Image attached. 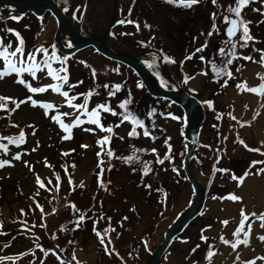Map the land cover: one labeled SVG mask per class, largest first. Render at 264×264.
<instances>
[{
  "label": "rangeland",
  "instance_id": "rangeland-1",
  "mask_svg": "<svg viewBox=\"0 0 264 264\" xmlns=\"http://www.w3.org/2000/svg\"><path fill=\"white\" fill-rule=\"evenodd\" d=\"M112 1L113 0H111V4ZM87 2L88 0H67L66 6L68 7V11L66 13L74 25L79 26L82 31L89 34L92 29L90 25L87 24ZM118 2L120 18L126 19L129 6L131 5L132 12L130 15L132 18L137 19L136 21L139 23L140 29H143L144 23L142 19L143 15L146 13V9H157L156 2L159 1L134 0L133 3V0H119ZM229 2L230 0L218 1L220 5ZM63 4L65 7L64 0ZM201 5L202 2L199 3L196 8L194 7L195 11L194 9L190 11L196 18H199L201 15ZM261 7H264V5H261L259 0H256L255 3L247 6L242 11V15L245 19L252 21L249 25L251 34L259 38V42L255 44V47L264 49V22L259 24L256 23V21L264 18H262L260 12L253 11V8L258 9ZM111 10L112 6L109 8V18ZM205 10L211 13L209 8H206ZM72 11H76L77 19H73L71 15ZM214 11L215 10H213L212 7V12ZM81 13H83V15H81ZM31 19H34L32 23L35 28L33 29V36H31V29L27 32V50L32 49V44L34 46L43 44L47 47L48 45L55 43L54 38L57 30V22L52 14L46 12L42 17L38 18H36L34 14H32V16H26V18L21 19L20 25L29 24V20ZM12 21L10 19L0 21V37H3L5 42L8 40L13 41L12 34L9 33V35H6V32L2 31V29L9 26ZM45 25L48 26L47 31H43ZM15 28L18 27L15 25ZM152 29L153 26L147 33L148 35H145L148 36L147 38L149 40H156V38H150V32L153 31L156 35H159V44H163L166 47L172 46L167 44V37L165 36V34L169 32L167 27H164L163 30H158V28H156L157 30ZM184 29L185 26L182 25V28H178V30L173 29V32L180 36V34H183ZM131 31L137 35L134 28L126 27L124 24H118L117 33L113 40H118V42L128 41L127 33H130ZM63 33H67V31H63ZM121 33L124 34L121 35ZM43 34L45 37L41 41H37V38ZM139 34L140 38L144 37L141 30L139 31ZM161 36L162 39L160 41ZM140 38L138 37L137 39ZM62 43L65 46L63 38ZM14 45L15 42H13V46ZM172 49H176V47H173ZM180 49L183 50L180 54L183 56L186 48L181 46ZM237 50L245 55L251 54L254 57H258V53L252 51L251 46L247 48H238ZM58 54L64 55L60 51H58ZM90 56L92 57L90 58ZM93 56L91 49L81 51L73 56H68L67 68L69 72V80L73 82L77 80L82 81V83L76 85L77 89L74 88L73 91L83 93L90 88H95L98 94L91 96L89 101L90 107L107 99L110 102L111 107L120 111L117 107L118 101L125 99L129 94L127 85L130 78L129 73L125 67H121L102 57L97 58ZM213 56L214 58L212 59H215L216 62L219 63L221 57L218 56L217 52ZM80 61H85L86 64H82ZM252 65H254V62L243 61L242 59L234 60L233 64L229 67L233 70L236 80H230L229 85L224 89H220L219 84L211 79L212 73L210 66H207L204 63L199 62L196 64V68H194L195 70L191 74L195 78L188 83V91L199 101L205 99L213 100L215 109V111H213L204 105L205 119L199 131L195 151L189 158L188 164L189 171L203 183L207 192V199L205 207L201 212L203 214H200L190 222L183 232L172 241L168 250L164 254L162 264H190L191 260H196L198 264H204L206 244L199 240L201 234L200 230L204 228L205 225H211V229L206 230L205 235H208L209 237L218 236L219 232L217 231V228L219 220L225 218L223 211H209V207H211L212 203L216 201L211 197L213 195L223 196L232 191L234 181L229 178L231 173L241 175L244 170L248 168L250 161L264 160V155L248 151L241 144L234 143L236 134L239 133L240 137L247 145H249V147L264 148V145L260 144V141L262 140L259 138L257 126L255 124L251 125L250 132L243 134L240 126L230 127V125H235V122L231 121L226 115L229 111L233 112V106L227 98L226 90L228 87H234L235 83L241 79V73L235 71L236 67L241 66V71L243 72L245 68ZM54 66L58 65L54 63ZM92 68H94L96 72L95 80H93L91 76ZM201 68H206L208 71L207 76L198 75ZM116 69H118V71H116ZM44 82L49 81L45 78L41 83ZM113 83H122V88L115 96L107 97V90L101 87V85H111ZM190 88L198 89V91L192 92L190 91ZM0 94L23 98L27 95V92L22 86L13 83L12 78L9 77L0 81ZM37 98L55 99L56 102H59V97L50 92L40 94ZM80 99L81 98L78 97L77 102H80ZM136 102L137 97L132 99L129 108L144 119L146 111L145 109L143 110L141 103L136 104ZM149 102L148 110L156 107L151 100ZM60 110L66 111L68 109L62 107ZM167 112H172L176 116L183 117L184 122L182 123L181 121L161 115V113ZM217 113L224 114L220 120L216 119ZM103 115L104 119L102 122L104 124L110 122L115 123L117 120V117L115 116L109 114ZM156 115L154 114L153 118L156 127H150L151 131L157 137L155 141L146 138L143 135L136 138L127 137L126 132L129 125L125 122L115 129V132H117L119 136H123L124 139L120 140L114 136L110 142V147L115 150L117 156L129 155L130 144L134 145L136 148L155 147L161 157H163V154L166 151V147L163 143L164 138L170 137L169 143L172 145V154L174 156L172 163L179 169V176L172 172L169 162L166 159L163 164L158 165L155 164V158L152 153L146 152L140 154L143 160H153V172L143 178V184H150L152 188V184L156 179L158 182L161 181L163 183L164 181H167L168 190H165L164 197L160 198V201L161 199L164 200L163 204L158 200L160 196L157 197L156 195L155 197L153 193H151L152 189H145L143 187L139 170L133 173L130 171V167L119 159H113L111 161L113 167L110 170L107 169L105 164V171L102 174L101 179L111 182L108 186V190L106 191L102 188H98L97 178L94 172L96 165L95 153L98 150V147L95 144L96 135L82 131L80 127H76L72 130V139L62 141L59 139L60 135H63L62 131L55 123L43 115V112L39 107H31L27 102L21 105V107L11 116L12 121L21 127H25L26 142L21 145L20 148L31 149L36 145V141H39L38 150L35 152L29 151L27 153H22V160L29 161L33 165L36 173H39L42 176H49L51 170L43 166L42 158L46 157L49 163L54 166V170L60 173L61 183L58 193L55 191L47 192L41 189L39 195L36 196V199L43 206L46 214L44 218L46 228L42 230L39 227L41 223L40 211L34 210L28 212V205L31 203L28 197L35 191L32 173L28 171L27 167L21 161H15L14 166L12 167L0 169V233H3L0 234V256L13 255L21 251H26L33 246L32 240L34 238L25 234L26 230L19 227V221L16 219L19 216L18 209L24 207L28 214L24 216L23 219L27 220L28 226L32 228V231L40 236L38 242L46 247L52 246L55 248L59 245L60 248L64 249V252L62 253L64 259H70L73 250L78 246L83 247L84 250L87 246V248L90 249L94 248V259L90 261V264H122L121 259L118 258L116 254L113 253L112 255H106L103 248L98 244L97 238L92 232L91 219L84 221L82 228L74 231L71 230L72 225L69 221L73 219V216L70 210L65 206L66 200H70L75 202L77 207L82 210L93 209L89 211L87 215L98 219L97 228L100 230H102V226H104V228L106 226V224L102 222L106 221L108 224L109 221L107 220V217H111L110 223L113 225L115 224V231L113 232L114 236H112V234L110 235L112 241L111 247L121 254V257H123V264H148L152 253L164 238L167 226L163 227V223L167 222L169 224L182 216L187 211L194 198V190L188 180L185 179L186 172L184 167H180L181 161L184 163L187 157V155H181V153L185 152V145H187L188 149L191 147V141L184 137V130L187 125L186 115L175 105H166L163 110L158 108ZM148 120L151 123L153 122V120ZM30 123L37 126L35 135L29 134L30 130L26 127V125ZM217 124L219 125L218 130L221 134L220 137L217 136V129L213 127V125ZM82 127L94 126L84 125ZM17 131V128L9 125L8 118L3 115L2 111H0V136L13 134ZM99 134L102 135L103 133ZM224 136L227 137L226 140L223 139ZM82 144L88 145V147L82 148ZM204 145H210L211 147H204ZM9 147L10 153L8 156H4L3 153H0V158H10L12 153L19 150L12 145ZM68 149H74V151L70 152L68 156L61 155L62 150ZM218 149H223V152H221V158L217 162L216 150ZM65 163L69 166L68 171L73 176L74 185H78V182L82 180L85 185L83 188L74 186V189L69 192L68 180L61 168V164ZM73 163L75 164V169L71 167ZM214 163L218 168H225L230 171L228 173H213L212 165ZM133 166L137 167V169L140 168L139 164ZM255 167L259 168L261 165H256ZM95 170L98 171L99 169ZM52 179L53 184H55V178L53 177ZM210 180L211 183H209ZM21 189L23 194H21ZM167 192H170V196L168 197L166 196ZM133 205L136 207L140 206L139 210H141V207H149L152 213L150 215L146 213L144 216H137L133 221L131 216L132 213H130L131 211L129 210L130 206ZM52 207L57 209L55 214L51 213ZM139 210H137L138 213ZM101 212L104 215V219H99ZM124 215H127L128 219L121 221V218L125 217ZM238 220L239 219L236 220V223ZM118 221H121V223L118 224ZM257 222L259 223V221ZM61 224L65 225L69 230L59 231V226ZM53 232L56 233V239L52 238ZM117 233H119V236H117ZM224 234L226 237L230 238V232H225ZM116 237H118V239L120 238V241L115 242L117 239ZM142 237L148 241V250H145L144 248L141 239ZM178 237H187L188 239L186 242H181L180 239H177ZM69 241H75L76 243L70 244L68 243ZM209 243H212V241L209 240ZM196 244H199L200 247L189 256L190 249ZM5 245H7V247H5ZM217 246L219 250L223 244L217 242ZM35 251L36 255L39 257L41 253L39 250ZM129 253H131V255H129ZM185 257H188V260H186ZM29 260H31V256L25 255L12 262L0 261V264H28ZM33 264H35V262H33ZM44 264H57V261L54 256L49 255L44 259Z\"/></svg>",
  "mask_w": 264,
  "mask_h": 264
},
{
  "label": "snow or ice",
  "instance_id": "snow-or-ice-1",
  "mask_svg": "<svg viewBox=\"0 0 264 264\" xmlns=\"http://www.w3.org/2000/svg\"><path fill=\"white\" fill-rule=\"evenodd\" d=\"M166 3L173 6H180L185 9L192 8L195 5L200 3V0H165ZM256 0H230L229 4L224 7V11L221 13L220 11H214L209 14L211 19V25L209 30L206 33V37H212L214 34L217 36L223 35V39L220 40V46L217 47L216 52L221 57L219 63L216 62L215 59H207L204 55H199L198 59L207 66H210V70L212 73L211 79L214 82L219 84L220 89H224L229 85L230 80H236V76L234 75L233 70L229 67L233 64L234 60L242 59L243 61H251L257 63L264 67V49L256 48L255 44L259 42V38L253 36L251 34V30L249 25L252 21L247 20L242 15V11L249 5L255 3ZM65 7L63 10L65 12L68 11L67 0H64ZM134 3V0H133ZM213 6L217 9L223 7L218 3V0H211ZM261 5H264V0H259ZM132 11V6H129L128 15L130 16ZM253 11L260 12L262 18H264V7L261 8H253ZM73 19H77L76 11H72L71 13ZM83 15V13H81ZM217 17H221V23L225 25L223 30L218 27L216 21ZM12 20L18 21L20 16L13 15L10 17ZM7 19V17H0V20ZM264 22V19L256 21L257 24ZM117 24H126L130 23L135 25L136 30L139 31L140 25L137 21L131 19H120L116 21ZM27 27V26H26ZM145 28H149L150 25L147 23L144 24ZM2 31L6 33L12 34L15 37V45L13 46V41L8 40L4 41L3 37H0V81L5 80L6 78L11 77L12 82L22 86L27 95L23 98H17L15 96H9L0 94V111L3 112V115L8 118V123L10 126L18 129L16 133L0 136V153H3L4 156H8L10 153V145L15 146L17 151L11 154L10 158H0V169H4L5 167L14 166L15 161H21L28 169L29 172L33 175V183L35 187V191L32 195L28 197L31 201L28 205V212H32L34 210L40 211V220L41 223L39 227L43 230L46 228V223H44L45 212L43 206L38 202L36 196L39 195L41 189L47 192H57L60 188L61 183V175L59 172L54 170V166L49 163L46 157L43 159V166L47 169H50L49 176H42L39 173L34 171L33 165L27 161L22 160V153H27L29 151L35 152L39 148V141H36V145L31 149H22L20 148L26 142V132L25 127H21L11 120V116L15 113L21 105L27 102L31 107H39L43 115L50 119L53 123H55L58 128L62 131L63 135H60V140H70L73 135V128L80 127L82 131H86L88 133H92L96 135L95 144L98 147V150L95 153L96 156V165L95 169H99L96 171L94 169L96 178H97V187L102 188L104 190H108V186L111 183L110 181H104L101 179L102 174L105 171V164L107 169H112L113 165L111 161L113 159H119L124 164L130 167V171L133 173L139 172L141 173V183L143 184V178L147 176L149 173L153 172V160H143L140 154L149 152L154 155L155 164H163L165 159L169 162L172 172L176 173L178 176L180 175L179 169L175 164L172 163L174 156L172 154V145L169 143L170 137L164 138V145L166 147V151L163 154V157L158 153V150L155 147L152 148H136L134 145H129L130 154L129 155H120L117 156L116 152L113 148L110 147V142L112 138L115 136L120 140H123V136H119L115 129L120 127L125 122L128 123L129 128L126 132L127 137L136 138L143 135L146 138H149L153 141L157 139L156 135L151 131V128H155L156 125L154 123V114L157 112L156 108H151L147 111L146 116L153 120L151 123V128L146 125L145 119L138 116L133 110L129 108V104L132 102L131 93L129 92L128 96L118 101L117 107L120 111H117L116 108L110 106V102L105 99L104 101L98 102L91 107L89 106V101L92 95L98 94L95 88H90L83 93L74 92V88L76 85L82 83L81 80L70 81L69 80V72L67 68V60L68 56L58 54L56 45L50 44L47 47L43 44H39L30 49L27 53H25L24 48V40L21 34L14 28L5 27ZM124 33H121L123 35ZM129 35L131 33H128ZM201 35H205L204 32L200 33ZM154 38V37H153ZM195 39V37L193 38ZM141 45L146 44V41H140ZM67 47H72L71 42H66ZM208 46V40L205 39L203 43H201L198 47H195L192 52H189L183 60L179 63L182 65L184 61L190 60L197 53H203L204 50ZM252 48V51L258 53V57H254L251 54H243L239 52L238 48ZM37 53L41 55L39 58L37 57ZM161 58L163 62L174 64L177 63L174 58L170 55L164 54L163 50H160ZM54 63L58 66H54ZM82 64H86L85 61H80ZM145 66L148 68H153L157 63V54L153 53L151 59H146L143 61ZM87 66V65H86ZM118 71V69H116ZM236 72H240L242 76L241 66H237L235 69ZM154 75L157 76L159 82L162 87H169V82L161 77L159 72H155ZM198 75L207 76L208 71L206 68H201ZM256 77L258 78V83L250 85L246 78H241L238 80L234 88L238 93H250L260 98V109H264V71L257 72ZM92 79H96L95 69H91ZM45 78L48 79L49 82L41 83ZM195 77L192 75L185 74L183 77V83L188 84ZM138 88L143 87L140 82H137L136 85ZM104 89L107 90V97L115 96L117 92L122 88V83H113L103 84L101 85ZM175 87V85H172ZM190 91L196 92L198 89L190 88ZM52 93L56 94L59 97V102H56L55 99H41L37 98L40 94L44 93ZM80 97V102H77V98ZM200 103L202 105H206L209 109H214V102L211 99L201 100ZM62 107H66L68 110L61 111ZM245 109L248 108V105L245 104L243 106ZM260 109L255 110L254 114L251 116L250 120L240 119L236 115L233 114L232 111H229L226 115L229 117L231 121L235 122V125H230V127L236 126H246L250 125L252 121L256 120L259 115H261ZM103 114H109L117 117L115 123L104 124L102 121L104 119ZM161 115L170 117L174 120L184 122V118L181 116H176L172 112L161 113ZM224 114L217 113L216 119L220 120ZM84 125H92L94 127H82ZM26 127L30 130L29 134L35 135L36 127L34 124L30 123L26 125ZM214 128L217 129V136L220 137L219 125H213ZM99 133H103L100 135ZM223 139H227L226 136ZM234 143L241 144L245 149L252 152H257L261 155H264V148H251L249 145L245 143V141L240 137L239 133L236 134V138ZM261 145H264V140L260 141ZM82 148L88 147V145H81ZM204 147H211L210 145H204ZM74 149L62 150L61 155L68 156L70 152H73ZM191 150L187 148L185 145V152L181 153V155H187ZM221 152L223 149L216 150L217 162L221 158ZM195 158V157H193ZM199 162V161H198ZM139 164L140 168L134 167L133 165ZM256 165H261V167L257 168ZM73 169H75V164L71 165ZM180 167H184L183 161H181ZM61 168L64 171V175L67 177L69 192L74 189V186H79L83 188L84 182L81 180L78 182V185H74V180L72 174L68 171L69 166L65 164H61ZM230 170L225 168H218L214 163L212 165L213 173H228ZM252 175L264 176V160H253L250 161L248 168L244 170L241 175H236L235 173H231L230 179L236 182V186L240 187L245 179ZM55 178V184H53V179ZM187 179V177H185ZM211 183V180L209 181ZM145 189H151L150 184H143ZM19 188V186H18ZM21 194H23L22 189L20 190ZM156 191L163 193L164 190L162 188L156 189ZM213 200H229L232 202H236L240 204L239 207V220L235 223L233 229L230 232V238L226 237L223 232V227L229 225L230 219L234 218H224L219 220V224L221 225V230L219 231L218 236L209 237L205 235L206 230L211 229V225H205L204 228L200 230L201 234L199 236V240L205 242L206 244V252L204 255V264H213V257L218 252V243H222L225 246H228L232 253L235 254L234 259H232L231 264H257V262H264V255H253L251 258H241V250L240 246L243 248H248L250 245V240L253 235V221H259V228L264 230V210L257 211H249L246 210L243 197L237 193L229 192L223 196L213 195L211 197ZM162 204L164 200L160 201ZM65 206L70 210L73 219L69 221L72 225L71 230H76L83 227V223L86 220H92V232L97 238L98 244L103 248V251L106 255H112L115 253L119 257V253L115 251L113 247H111L112 241L109 236L110 231H115L112 227L110 221L111 217H107L109 223L105 226L103 230L97 228L98 219L95 217H90L87 213L93 209H80L77 207L75 202L66 200ZM132 211L135 210V206L130 209ZM57 209L52 207L51 213L55 214ZM19 216L16 218L19 221V227L21 229L26 230V235H30L34 239L32 240V247L28 248L26 251H21L19 253H15L13 255H5L0 256V261H13L19 259L20 257H24L25 255H30L31 260H29L28 264H44V259L49 255L55 257L57 264H85L83 260L77 257L75 250H73L70 259H64L62 253L64 252L63 248H60L57 245L55 248L52 246H44L38 241L40 240V236L32 231V228L28 226L27 220H24L23 217L26 216L25 208L21 207L18 209ZM203 214V213H201ZM99 219H104V215L101 212ZM128 217H122L121 221L127 220ZM121 221L117 223L120 224ZM65 225L61 224L59 226V231H68ZM3 234V233H0ZM119 236V233H117ZM52 238L56 239V233H52ZM255 238L264 242V232H256ZM142 243L144 245L145 250H148V241L143 237ZM181 242H186L187 237H178ZM209 240L212 243H209ZM70 244H75V241H69ZM7 247V245H5ZM200 247L199 244H196L192 249H190L189 256L195 252ZM39 250L41 255L38 257L36 255V251ZM131 255V253H129ZM123 264V257H119ZM188 260V257H185ZM190 264H198L196 260H191Z\"/></svg>",
  "mask_w": 264,
  "mask_h": 264
},
{
  "label": "flooded vegetation",
  "instance_id": "flooded-vegetation-1",
  "mask_svg": "<svg viewBox=\"0 0 264 264\" xmlns=\"http://www.w3.org/2000/svg\"><path fill=\"white\" fill-rule=\"evenodd\" d=\"M158 1L159 2H156L157 3V9H151V10L146 9V13L143 15V19H142L143 23L144 24L147 23L148 25H150L149 28L143 27V29H139V31L141 30V32H143V34H144L143 38H140L139 31H137L135 29L136 28L135 25L130 24V23H126L124 25L126 27L134 28V31L137 32L138 36L135 33H133V31H131L130 35L127 33L128 39L130 41L128 40L125 42H118V40L117 41L113 40L115 34L117 33V28H118V24L116 23V26L113 28V30L108 35V39H111L114 44L116 43L117 45H119L120 49H117L114 44H110L108 46H109V48L111 47V50H113L115 52L125 51L130 55L131 54L132 55L136 54V56L140 55L139 60L141 62H143L146 59H151L152 54L156 53L157 54L156 66H154L150 70L153 73L159 72L161 77L169 82V87H163V88H165L169 91H177L178 89L181 88L188 95L194 97L188 91V84H184L182 82L184 75L185 74L191 75L193 73V71L195 70L194 68H196V64L201 62L198 59L199 55H204L207 59L214 58L213 55L216 53L217 47L220 46V40L224 38L222 34L220 36H217L216 34H214L212 37H206V33L209 30L212 21L209 17L210 12H207L205 9L209 8V11L212 12V7H213V10L220 11L222 13L224 11V7H226L229 3H225L224 5H222L223 7H221L220 9H217L215 6H213V4L211 3V0H200V3L202 2L201 8H200L201 9L200 10L201 15L199 16V18L198 17L196 18L194 15H192V13L190 11L193 10L194 7L196 8L197 5L193 6L192 8L185 9L183 7H180V6L170 5L163 0H158ZM57 2L60 5L61 9L63 10V8H64L63 0H57ZM147 6H148V4H147ZM9 10L11 12L9 13V15L6 16L7 19H3L0 21L9 20V19L12 21V19L10 18L11 16H13V15L20 16V19L18 21H16V22L12 21V23H10L11 26L8 24L9 26H7V27H11V28H14L17 31H19V33L21 34V36L24 40V48L27 49V47H26V46H28V45H26V39H28L27 38V32L30 31V29H31V32H32L31 36H33V33H34L33 29L35 27H34V24L32 22L34 21V19L29 20V24L27 23V24L20 25V22H21V19L26 18V16H32V14H30V13H26L23 15L18 14V13H15L12 11V10H14V8L11 6L0 5V17H4L5 13H7ZM202 10H205V11H202ZM194 11H195V9H194ZM64 14L68 18L70 23L72 25H74L65 11H64ZM36 18H38V17H36ZM120 19L121 18H120L119 11H118L117 20H120ZM126 19H131V20H135V21L137 20V19L132 18L131 15L130 16L127 15ZM216 23H217L218 27H220L221 30H223L225 25H223L221 23V17H217ZM15 25L18 28H15ZM182 25L185 26V29L183 30L184 31L183 34H180V36L176 35V33L173 32V29L178 30V28L179 29L182 28ZM74 26L76 27L77 31L84 37H90V36L94 35L97 38H100L101 36L102 37L104 36L105 29L100 30L99 32H95L94 30H91V32L88 34V33H85L84 31H82V29L79 26H76V25H74ZM152 26H153V29L158 28V30L159 29L163 30L164 27H167L169 30V32L165 34V36L167 37V44H170L172 46L166 47L163 44H159V35H156V33L153 31L150 32V38L154 37V38H156V40H154V39L149 40L147 38L148 36H145V35H148L147 33L150 31ZM201 32H204L205 35H201L200 34ZM6 35H9V33H6ZM133 37H135L136 39ZM138 37L140 39H137ZM194 37H195V39H193ZM62 38H63L65 45H66V42H69L68 34L63 33ZM12 39H13V42H15L14 36H12ZM161 39H162V36L160 37V41H161ZM205 39L208 40V46L204 50V52L203 53H197L195 56H193L192 59L184 61V63L181 65L179 62L181 60H183V58L189 52H192L195 47H198L201 43H203ZM140 41H146L147 43L144 45H141ZM181 46L186 48L183 56L180 55L183 52V50L180 49ZM33 47H34V45L32 44V48ZM45 47H46V45H45ZM56 47H57V45H56ZM173 47L174 48L176 47V49H172ZM87 49L92 50V53L94 55L93 57H97V58L102 57V58H104L110 62H113V63H115L121 67L126 68L127 72L129 73V76H130L129 82L127 84L128 85V92L131 93L132 99H135V97H137L136 104L141 103L143 110L145 109V111H146L145 113H147V110H148V107L150 104V102H149L150 100L157 107V108L155 107L157 109V111H158V108L160 110H163V108L166 105H168V106L175 105L178 108H180V110H182V108L179 105H176L172 101L166 100L164 98L154 97V96L150 95L148 93V91L146 90V88H145L144 84L142 83V80L140 79L138 74L133 69H131L129 66L122 65L121 63H119L117 61H114V60H111V59L104 57L93 47H88L84 50H87ZM146 49H150V50H146ZM57 50L60 51L58 47H57ZM84 50H82V51H84ZM160 50H163L164 54L172 56L177 63L170 64V63L163 62L162 58H161ZM144 51H148V52L144 53ZM78 53H76V54H78ZM40 55H41L40 53H37V57ZM91 57L92 56H90V58ZM137 82H140L143 85V87L138 88L136 86ZM172 85H175V87H172ZM75 89H77V88L75 87ZM156 113H155V115H156ZM144 119H145L146 125L151 127V122L148 120L149 118L146 115H145Z\"/></svg>",
  "mask_w": 264,
  "mask_h": 264
},
{
  "label": "water",
  "instance_id": "water-1",
  "mask_svg": "<svg viewBox=\"0 0 264 264\" xmlns=\"http://www.w3.org/2000/svg\"><path fill=\"white\" fill-rule=\"evenodd\" d=\"M118 1L119 0L112 1L110 20L105 28L104 39L102 40L95 38V36L84 37L78 33L75 27L66 18L56 0H0V5L12 6L15 8L12 10L13 12L22 15L30 12L35 16L42 17L46 12H50L57 22L54 41L64 55L70 56L88 47H93L104 57L122 63L133 69L142 80V83L150 95L171 100L181 106L185 112L187 125L184 130V135L188 140L190 138L193 140L190 147L191 151L188 152L184 162V170L186 172L187 180L194 190V198L187 211L168 226L162 242L152 253L148 262V264H162L164 254L168 250L172 241L183 232L190 222L201 214L206 204L207 192L203 183L188 169L189 158L195 151L200 127L205 119V109L197 99L186 94L183 89L180 88L177 91H169L161 87L157 77L143 62L139 60L140 55L132 56L122 52H115L108 47L105 38L108 37L116 25ZM10 12L11 11L9 10L5 14V17ZM63 31H67L69 35V42L72 44V47L70 48L65 47L62 43ZM145 52L148 51H144V53Z\"/></svg>",
  "mask_w": 264,
  "mask_h": 264
},
{
  "label": "bare ground",
  "instance_id": "bare-ground-1",
  "mask_svg": "<svg viewBox=\"0 0 264 264\" xmlns=\"http://www.w3.org/2000/svg\"><path fill=\"white\" fill-rule=\"evenodd\" d=\"M111 0H88L87 2V24L90 25L91 29L95 32H99L100 30L105 29L108 25L110 18L109 8H111ZM107 16V17H106ZM74 26V25H73ZM75 27V26H74ZM48 26L45 25L43 31H47ZM76 29V27H75ZM77 30V29H76ZM78 32V31H77ZM45 35H41L37 38V41H41ZM95 38H97L95 36ZM100 40L104 39V36L98 38ZM105 42L107 45L114 44L111 39L105 38ZM117 49H120V46L116 43L114 44ZM65 47H67L65 45ZM109 47V46H108ZM69 48V47H67ZM111 49V47H110ZM119 51V50H118ZM122 53H126L125 51H120ZM132 55V54H131ZM132 56H136L133 54ZM150 69V68H149ZM264 71V67L261 65L254 63V65L245 68L242 72L241 78H246L247 82L252 85L258 83V78L256 77V73ZM153 73V72H152ZM154 74V73H153ZM160 83V82H159ZM199 83V82H197ZM227 98L233 106V114L236 115L240 119L250 120L251 116L254 114L255 110L260 109V98L250 93H238L234 87H228L227 90ZM247 104L248 108L245 109L243 106ZM261 115L257 117L256 120L252 121L250 125H246L241 128L243 134L249 133L251 128L250 126L255 124L258 128V135L261 140H264V109H260ZM232 191L237 193L243 197V203L246 210L249 211H257L264 210V176L252 175L245 179V182L240 186H236V182L234 181L232 186ZM239 207L240 204L236 202H232L229 200H216L212 203L209 211H223V215L225 218H234L230 219V223L227 226L223 227V232H231L233 229L236 220L239 219ZM170 222L169 224H171ZM167 222L163 223V227L168 228L169 225ZM165 229V228H164ZM221 230V225H218L217 231ZM253 235L250 240V245L248 248H243L240 246L241 250V258H251L253 255H264V242H260L255 238V233L260 231L264 232L259 228V223L253 222ZM81 250V251H80ZM84 251V252H82ZM77 257H80L81 260L85 262V264H90V261L94 258V248H85L78 246L75 249ZM235 254L232 253L231 249L228 246H221L216 255L213 257V264H231L232 259H234ZM89 262V263H87ZM257 264H264V262H257Z\"/></svg>",
  "mask_w": 264,
  "mask_h": 264
},
{
  "label": "trees",
  "instance_id": "trees-1",
  "mask_svg": "<svg viewBox=\"0 0 264 264\" xmlns=\"http://www.w3.org/2000/svg\"><path fill=\"white\" fill-rule=\"evenodd\" d=\"M151 176V175H150ZM151 178V177H150ZM167 181H164V183L163 182H161V181H159L158 182V180L156 179L154 182H153V184H152V191H151V193H153V195L156 197V195H157V197H159L158 198V200L160 201V198H163L164 197V193H165V190H168V187H167ZM158 188H162L163 190H164V192L163 193H161V192H158V191H156V189H158ZM164 188H167V189H164ZM170 192H167V197L168 196H170V194H169ZM134 202V201H133ZM135 203V202H134ZM133 206H135V205H133ZM133 206H130V209H132V207ZM140 206H135V210L134 211H132V210H130L131 212L130 213H132V218H133V221L137 218V216H141V215H145L146 213H148L149 215L152 213L151 212V209H149V207L148 208H145V207H141V210H139L140 208H139ZM137 210H139V213H138V211ZM142 213H144V214H142ZM107 216H108V214H107ZM125 216V215H124ZM127 216V215H126ZM142 218V217H141ZM102 223H104V224H106L107 225V223H106V221H103ZM111 225H113V224H111ZM115 225V224H114ZM114 225H113V228L115 229V227H114ZM104 229V226H102V230ZM113 232L114 231H110L109 232V236L112 234V236H114V234H113ZM116 235V234H115ZM111 237V236H110ZM117 239H116V241L115 242H118V241H120V238L118 239V237H116ZM119 253V252H118ZM115 254V253H114ZM117 256V255H116ZM119 257H121V254L119 253ZM118 257V258H119ZM6 262H10V261H6Z\"/></svg>",
  "mask_w": 264,
  "mask_h": 264
}]
</instances>
